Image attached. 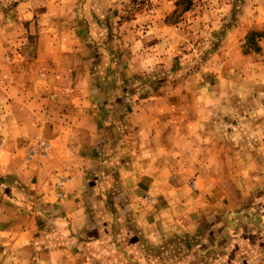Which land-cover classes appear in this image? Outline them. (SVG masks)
Returning <instances> with one entry per match:
<instances>
[{"label": "rangeland", "instance_id": "obj_1", "mask_svg": "<svg viewBox=\"0 0 264 264\" xmlns=\"http://www.w3.org/2000/svg\"><path fill=\"white\" fill-rule=\"evenodd\" d=\"M43 1L0 0V66L10 68H0V264H8L12 232L24 234L10 228L30 222L26 215L41 207L45 181L37 176L52 150L44 134L18 147L8 144L9 88L41 107L47 93L35 97L20 78L40 82L58 64L86 62L104 68L98 90L119 97L110 104L128 115L130 139L144 145L143 128L160 152L157 164L147 166L154 150L133 148L145 166L129 170L123 184L108 176L91 180L87 196L94 206L113 209L114 226L82 236L67 232L70 241L60 245L75 253L63 264H264V0H81L87 6L72 8L78 19L86 9L85 36H57L54 47L45 45L41 31L46 25L68 29L70 20L46 24ZM91 67L86 74L96 78ZM10 72L20 76L15 87L4 83ZM30 98L26 108L18 100L14 107L30 111ZM102 101L91 104L109 109ZM68 177L53 174L58 199L66 196ZM141 208L150 215L155 209L154 229ZM249 209L259 226L242 234L239 222ZM40 219L27 231L31 243L18 252L27 264H43L42 257L55 264L50 241L62 230ZM97 234L101 240L93 243ZM76 238L80 246L65 245Z\"/></svg>", "mask_w": 264, "mask_h": 264}, {"label": "crops", "instance_id": "obj_2", "mask_svg": "<svg viewBox=\"0 0 264 264\" xmlns=\"http://www.w3.org/2000/svg\"><path fill=\"white\" fill-rule=\"evenodd\" d=\"M83 4L87 6V3L85 4L81 0H47L39 3L40 16L46 24L53 23L55 25L64 21L69 22L70 20L68 29L59 30L58 27L50 29L46 25V28L40 33L41 39H47L45 45L51 44L54 47L55 41L52 39H56L57 36L81 39L85 36L86 30L83 26L86 25V20L83 18V15L88 16L86 9H81L83 13H81L78 19L75 17L77 13L72 8L78 5L81 7ZM71 13L72 15L68 16ZM74 27L80 28L78 30L72 29ZM79 33L80 35L78 36ZM42 46L43 44H40L38 48ZM86 52L87 47L82 53ZM6 65L0 66L2 72L10 69L9 65L7 67ZM90 67L91 64L88 62L84 64V67L79 64L74 65L73 68L62 67V65L58 64L55 68H49L48 70L50 71L42 74V78H40L41 83L29 82L30 78L28 79L27 76L20 78L17 73H15L16 77H14L11 72L7 76L8 79H4L5 84L8 83L9 86L15 87L18 77L20 81H24L26 87H29L27 89L28 92L35 97H39L40 94L43 95L42 92H46L47 94H45L48 95L46 99L40 96L42 101H44L40 107V104L33 103L28 93L22 99L21 96L16 95V91L13 92L15 88H9L10 94L8 96L10 99L6 103V111L9 113L10 118L8 121V144H14L17 147L21 144L25 145L31 140L30 137L32 138L34 135L40 134H44L52 142L51 155L46 163L40 167L37 176L38 181H45V193L39 198L41 207L35 208L34 216L26 215L30 217V222L24 221V223L16 224L10 228L13 231H24V234L12 232L13 236L8 241L10 247L12 246V250H10L5 260L8 264H27L25 255H20L21 253L18 250H20L19 247L31 243V239H27V231L31 230L32 226L37 223V220H41L40 217H43L45 222H50L51 220L56 226L59 225V229L62 230V235L59 234L58 237L60 238L58 240L50 241L51 250H55L57 254V257L52 258L51 261L55 264H63L65 257L70 261V257L75 253V250L71 248L68 251L60 245L61 241L64 242L66 241L65 239H68L66 236L69 232L82 236L85 231L94 230L96 233L100 229L110 231L114 226L113 209L110 206H94L92 202L93 197L87 196L86 189H90V186H93L90 183L91 180L97 183L102 180V176H105V178L108 176L110 179L123 184V181L128 179L129 170H135L136 165L137 169L141 168L140 165L145 166V163L140 161V159L144 160V157L133 155V148L138 146L154 150L152 155L149 154L150 162L146 164L147 166L157 164L155 159L157 158L156 155L159 154L158 152H160L159 146L156 147L154 142H151L145 136L147 134L150 137L147 133L148 131L143 128L140 133L143 134L142 140L144 145H141L139 142H136L138 144L136 145L130 139V129H133V127L126 125L124 120V118L127 119L128 115L125 112L121 113L119 110L113 109L110 104V102L116 101L119 97L98 90V85L100 84L98 80L103 74L104 68L98 64L91 67L92 74H97V77L94 78L92 75L87 76L88 74H86L90 70ZM68 70H72L70 72L71 76L65 75L68 73ZM53 92L57 93L56 98L50 97ZM28 98L32 101L29 113L26 112L27 109L23 111L19 107L18 109L14 107V102L18 100L24 102L26 108V104L28 103L25 101ZM91 98L95 103L103 100V104L108 103L107 106L110 108L98 110L96 104H91ZM89 100L90 104H87ZM67 101L70 103H66ZM43 105L45 106L43 107ZM115 115L119 117L116 119ZM31 117L32 119L36 118V120H30ZM152 140L154 141L155 137ZM134 145L136 146L134 147ZM18 149H22V147ZM56 171L69 176L64 200L57 198L52 187L54 186L52 185V181L54 180L53 174ZM132 174L135 175V172H132ZM145 174L148 176L147 172L142 173L143 176ZM27 180H29L28 177ZM147 180L157 181L158 179L148 178ZM141 184L144 186V183H140L139 186ZM120 187L122 188L121 185ZM156 189H158L156 193L158 194L157 197H159L161 191L159 187ZM121 196L125 197V199L130 197V195L125 194V191L121 192ZM253 206H256V204ZM252 209L246 211V218H243L244 222H239V229L237 231L242 232V234L251 233L259 226L255 220L256 214L251 212ZM134 210L136 209L134 208ZM137 211L142 213V215L148 216V221L152 223L151 228L154 229L157 220L156 216H158L155 213V209L152 211V215H150L151 211H146L143 208L141 210L137 209ZM102 217L103 219H101ZM101 237L102 234H97L91 238L94 243L100 241ZM77 239L71 241L75 242V244L66 242L65 245L67 247L80 246L81 243ZM102 239L105 240L106 237ZM67 241L70 240L68 239ZM86 242L85 240L83 243L85 244ZM61 251L64 252L62 257L59 256ZM41 261L43 264H49L50 262L45 257H42Z\"/></svg>", "mask_w": 264, "mask_h": 264}, {"label": "built area", "instance_id": "obj_3", "mask_svg": "<svg viewBox=\"0 0 264 264\" xmlns=\"http://www.w3.org/2000/svg\"><path fill=\"white\" fill-rule=\"evenodd\" d=\"M46 145V141H42V146H45Z\"/></svg>", "mask_w": 264, "mask_h": 264}]
</instances>
